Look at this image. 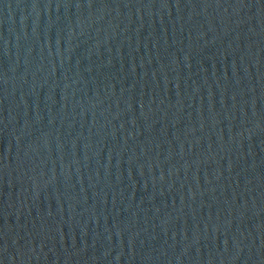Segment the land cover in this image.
<instances>
[{
    "label": "water",
    "instance_id": "1",
    "mask_svg": "<svg viewBox=\"0 0 264 264\" xmlns=\"http://www.w3.org/2000/svg\"><path fill=\"white\" fill-rule=\"evenodd\" d=\"M0 264H264V0H0Z\"/></svg>",
    "mask_w": 264,
    "mask_h": 264
}]
</instances>
